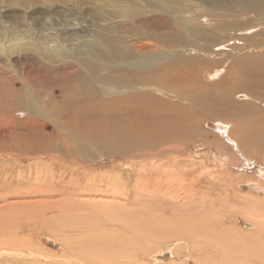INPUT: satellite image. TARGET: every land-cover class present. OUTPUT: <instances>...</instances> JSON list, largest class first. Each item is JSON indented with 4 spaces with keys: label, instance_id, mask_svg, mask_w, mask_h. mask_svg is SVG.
Here are the masks:
<instances>
[{
    "label": "rangeland",
    "instance_id": "1",
    "mask_svg": "<svg viewBox=\"0 0 264 264\" xmlns=\"http://www.w3.org/2000/svg\"><path fill=\"white\" fill-rule=\"evenodd\" d=\"M54 1L56 5L52 6ZM61 1L0 0V19L6 18L13 29L23 24V16L31 14L34 26L40 28L43 21H48L45 16H56L52 12L65 2L88 19L96 5L110 0ZM243 19L255 27L247 32L256 31L248 43L261 41L263 49L264 34L257 32L262 20H258V26L250 14ZM239 33L222 32L225 38ZM212 34L216 36V32L206 30L201 37L210 39ZM230 46H225L226 52ZM215 58L219 61V56ZM245 58L241 53L223 63L208 64L203 83L224 88L222 83L232 74H236V80H246V73L236 68ZM28 62V57L16 52L10 61L18 71L23 66L27 71ZM217 68L219 71L212 75ZM8 75L10 68L0 67V81ZM15 89H19V95L24 91L21 84ZM239 93L235 92L233 101L254 103L263 110L253 115L257 123L253 118L243 120L238 113L215 116L234 124L236 140H245L246 136L252 140L240 142L243 152L264 159V105ZM0 118V264H98L92 254L102 257L104 253L126 255L127 259L117 261L121 264H264V166L240 163L231 142L215 146V138L204 134L211 129L209 125L201 122L197 134L191 135L184 122L180 123L179 147L166 142L164 145L173 149L159 153L163 155L160 158L149 152L113 158L92 144H97L98 138L57 136L51 122L30 132L25 117L12 111L10 102L0 108ZM69 150L76 159L92 154L93 160L73 161ZM175 161L180 187L175 182L168 184L170 195L139 187L145 180L152 187L160 180L152 172L151 163L172 169ZM222 161H231L228 169L222 167ZM190 190L191 195L186 197ZM88 240L95 243L88 247Z\"/></svg>",
    "mask_w": 264,
    "mask_h": 264
},
{
    "label": "bare ground",
    "instance_id": "2",
    "mask_svg": "<svg viewBox=\"0 0 264 264\" xmlns=\"http://www.w3.org/2000/svg\"><path fill=\"white\" fill-rule=\"evenodd\" d=\"M65 4L52 12L56 16H45L48 21H43L40 28L34 26L31 14L23 16V24L13 29L6 18L0 19V62H5L0 67H8L11 72L0 81V108L10 102L12 111L25 117L30 132L42 129L47 121L57 136L98 138L99 142L92 144L113 158L139 152L160 158L163 155L159 153L173 149L164 145L166 142L179 147L180 123L184 122L193 135L202 122L211 127L204 129V134L215 138V146L231 142L240 163L264 166L263 158L257 159L239 147L240 142L252 140L247 136L236 140L234 124L215 116L238 113L243 120L253 118L257 123L254 113L263 112L254 103H237L232 97L240 92L264 105V46L260 49L261 41L248 43L256 31L247 32L255 27L248 18L243 19L250 14L258 26V20L264 26V0H110L96 5L89 20ZM262 26L257 31L260 34H264ZM206 30L216 32V36L201 37ZM225 31L240 33L237 39L233 34L225 38ZM230 40V44H224ZM227 45H231L229 52L225 50ZM14 52L29 58L27 71L24 66L18 71L10 63ZM241 53L246 58L236 68L246 73V80H236V74H232L222 83L224 88L205 86L208 64L223 63ZM218 56L219 61L215 58ZM219 68L211 74L216 75ZM19 84L24 90L20 95L15 89ZM38 118L43 121L40 123ZM210 121L218 123L212 125ZM70 151L73 161H92L94 157L82 154L83 159H76ZM239 157L233 154L234 159ZM155 163H151V170L160 180L153 187L145 180L139 187L170 195L168 184L175 182L180 187V176L176 178L175 173L177 162H173L172 169H162V163ZM220 163L226 168L231 161ZM92 242L88 240L87 246ZM111 254H92V258L96 257L98 264H121L128 258Z\"/></svg>",
    "mask_w": 264,
    "mask_h": 264
}]
</instances>
